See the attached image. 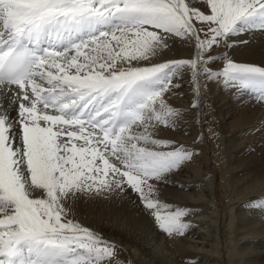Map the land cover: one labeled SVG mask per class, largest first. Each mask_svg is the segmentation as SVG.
Segmentation results:
<instances>
[{
  "label": "snow or ice",
  "instance_id": "6c2138e0",
  "mask_svg": "<svg viewBox=\"0 0 264 264\" xmlns=\"http://www.w3.org/2000/svg\"><path fill=\"white\" fill-rule=\"evenodd\" d=\"M249 31L264 0H0V264H130L72 218L81 197L135 196L185 235L191 209L160 185L198 153L156 131L176 127L185 74L192 108L209 83L264 102V66L216 52ZM177 39L192 57L161 60Z\"/></svg>",
  "mask_w": 264,
  "mask_h": 264
},
{
  "label": "bare ground",
  "instance_id": "6f19581e",
  "mask_svg": "<svg viewBox=\"0 0 264 264\" xmlns=\"http://www.w3.org/2000/svg\"><path fill=\"white\" fill-rule=\"evenodd\" d=\"M230 43L233 45L230 48H225L223 45L219 46L216 49L217 54L227 52L237 62L264 66V32L249 31L248 33L236 35ZM193 53L194 48L190 44L177 39L172 44L171 50L163 54L161 60L187 59L191 58ZM218 63H222V61ZM180 82L183 86L175 89L167 97L168 103L180 110L176 127L160 126L156 131V136L161 139L173 140L194 149L195 147L207 146L209 150L214 146L216 138L215 130L212 129L215 116L222 133L221 136H224L231 145L228 156H226L227 161H224L223 158H213L214 156L211 157L210 155L197 154L198 157L195 155L190 162L185 164V167L173 173L167 183L160 185L159 195L164 202L175 204V206L183 204L181 205L183 207L186 205L185 203L195 199L205 198L208 202L215 200L217 206L219 204L222 210H227L224 213L225 215L222 214L225 219H223L221 227L225 229L220 230L224 235L225 231L232 227L235 215H240L237 210L240 209L241 211L242 206L247 203L238 201L254 196L255 193L264 192L263 182V185L258 183L261 187L254 184L256 187L254 189L253 184L252 187L250 184L258 181V178H264V138H262L264 102L258 101L256 95L251 92L240 91L236 88L227 89L218 83H209L202 97V107L192 108L194 96L191 85L188 83V74H185ZM196 151L199 153L201 150ZM219 153L223 155L225 152ZM194 158L199 159L196 160V165ZM247 158L251 159L248 160ZM198 162H200V165L197 164ZM228 172H233L235 183L243 180L230 191L226 190L229 183L225 181V179L229 180V178H226ZM231 182L230 184L233 185ZM72 209L78 220L80 219L87 225L94 224L98 226L103 235L113 239V242L121 246L122 251L119 252V257L122 261H129V253L127 255L128 251L124 250L125 246L117 243L116 240L126 241L127 233L132 232L131 230H135L137 227L140 228L139 225L141 223L143 225L145 221L150 222L145 219L146 216L143 217L144 209L136 201L135 196L131 198L118 196L81 197L72 203ZM145 225V229L150 231L149 225ZM239 225H237L238 228ZM198 232H191L190 235L194 239L183 240L185 243L182 242V245H179L178 251H174L175 253L171 251L172 256H162L157 264H226L229 258L231 260L232 256L235 257L240 252L236 250L237 253L233 252L235 255L231 252L223 258V254L220 253L218 247L215 244L212 246L213 244L208 245V242L205 243L203 241L205 239L204 235L200 236L201 232ZM198 234H200L199 237H197ZM234 242L232 244L237 243ZM224 245L226 246V244ZM253 261L255 264H264V253H256ZM139 262L142 264L140 260Z\"/></svg>",
  "mask_w": 264,
  "mask_h": 264
},
{
  "label": "rangeland",
  "instance_id": "374dc122",
  "mask_svg": "<svg viewBox=\"0 0 264 264\" xmlns=\"http://www.w3.org/2000/svg\"><path fill=\"white\" fill-rule=\"evenodd\" d=\"M239 63H241V62H239ZM216 119L214 116V121L212 122V129L215 130L214 134L216 137L214 140V146H212V148H210L209 150H208L207 146H200L198 148L195 147V149L198 150V152L201 150L200 152H202V153L199 152L198 154H204L206 156L210 155L211 157L214 156L213 158L216 157V159L217 158H223L224 161H227L226 156H228L231 144L229 141H227L224 138V136H221L222 133L220 131V128L218 126ZM262 138H264V127L262 130ZM219 152H225V153L222 155V153H219ZM197 157H198V155H197ZM194 159H195L194 162L196 165V162L199 159H197V158H194ZM247 159L250 160L251 158H247ZM197 164L200 165V162H198ZM201 165H202V163H201ZM183 167H185V165ZM228 173L226 174L227 177L226 176L225 177L229 178V180L225 179V181H227V183H229L226 190L230 191L232 188L236 187V185L241 183L243 180H240V181L235 183L234 182L235 179L233 178V175H232L233 172H228ZM230 179L232 180V182ZM258 179H259L258 181H254V182L250 183L251 187L253 184V189L255 186H258L260 183H261V185H263L262 182L264 183V178H262V179L258 178ZM230 182L233 185H231ZM250 184H248V185H250ZM254 184H255V186H254ZM261 185H259V186L261 187ZM253 195L254 196H249L245 200L238 201V202H247V203L242 206L241 211H240V209L237 210V212L238 211L240 212L239 213L240 215L236 214L235 218L233 219L234 220L233 222L234 223L237 222V223H235V224L232 223V225H231L232 227L230 229H227L225 231L224 235H223L222 231H220V230L225 229V228L221 227V224L223 223V219H225L224 216H222V214H224L225 211H227V210H224V209L222 210L221 209L222 207H219V204L217 206V202H214L215 200L208 202L207 199H205V198L201 199L200 198V199H195L193 201L191 200L190 202L192 204L190 202L185 203L186 205L184 207L191 209V214L188 215L185 219L188 222H190L192 226L187 231V233L185 235H183L182 237H180V236L171 237V238L168 237L164 232H162L161 230H158V228L156 227V225L154 223L153 218L151 216H149L148 214H146V212L144 211L143 217L146 216L145 219L150 221V222L147 223V221H145L143 223V225H142V223L139 225L140 228L137 227L136 228L137 230L136 229L131 230L132 232L127 233L128 235L126 234V241L122 242L119 239H117L118 241L116 240V242L119 244L121 243V245L125 246V247L124 246L123 247H124V250L126 249L125 251H128L127 255L129 253L128 257H129L130 264H140L139 260L141 261L142 264H157L162 256H172L173 254H171V251L173 253L178 251L179 245L181 246L182 242L185 243L184 241H187L188 239L189 240L194 239V237L192 238L190 235L191 232L199 231V232H201L200 233L201 235L198 234L197 237H199V235L200 236L204 235L205 239L203 241L205 243L208 242L207 243L208 245L213 244L212 246H214V244H215V246L218 247L220 253L223 254V258L227 257V255H229V253H231V252H232V254L235 255V253L240 251L239 253H237L235 255L236 258L232 256L231 260L229 258L226 261V264H237V263H239V264H251V263L255 264L253 261L254 255L256 253H262V254L264 253V229H263L264 228V192L255 193ZM204 202H205V204H204ZM173 205H175V204H173ZM181 205H183V204H180L179 206L183 207ZM216 208H218L217 209L218 211L216 210ZM219 209H220V211H219ZM71 216H72V218H74L79 223L82 222L80 219L78 220V218L75 216V212L73 209L71 212ZM248 219H249V222H248ZM238 222L240 225L238 224ZM81 224L85 227L88 226V228L93 229L94 231L102 234V236L105 239L113 241V239L108 238V236H106V235H103L102 231H100L98 226H96L94 224L93 225H87L83 222ZM144 224H146L145 226L149 225L150 231L152 234L150 233V231H147L145 229ZM236 224L239 225V228ZM245 225L248 227H246ZM241 228H243V229H241ZM134 231H136V232H134ZM230 235L232 236L231 238H230ZM237 235H239V236H237ZM242 236H245V237H242ZM144 237H147V238H144ZM197 237H196V239H198ZM237 237H239V238H237ZM133 238H134V240H133ZM232 238H234V239L231 240ZM230 240H231V242H230ZM234 241H236L237 243L232 244V242L235 243ZM142 242H143V244H142ZM189 243H191V242L189 241ZM224 244H226V246ZM259 245H260V247H259ZM231 250H233V251H231ZM236 250H237V252H236ZM233 252H235V253H233ZM223 258H221V259L223 260ZM233 258H235V259H233ZM245 260H246V262H245ZM236 261H237V263H236Z\"/></svg>",
  "mask_w": 264,
  "mask_h": 264
}]
</instances>
